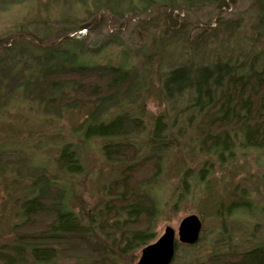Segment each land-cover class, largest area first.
<instances>
[{
	"label": "trees",
	"instance_id": "trees-1",
	"mask_svg": "<svg viewBox=\"0 0 264 264\" xmlns=\"http://www.w3.org/2000/svg\"><path fill=\"white\" fill-rule=\"evenodd\" d=\"M229 1L236 3V0H60L72 10L50 23L49 29L55 28L53 37H49L50 31L44 37L27 33L32 39L45 42H28L23 35H17L10 47L0 46V105L10 99L15 103L28 100L37 104L45 116L54 114L55 118L64 112L84 110L85 117L75 125L81 141L103 140L101 154L106 160L121 164L117 177L105 188L106 198L97 212L99 220L88 211L72 208L69 201L72 190L58 175L47 176L43 170H32L33 194L18 201L21 220L11 228L16 234L13 241L0 245V264H58L61 257L75 259L72 264H121L120 260L156 240L155 227L162 211L157 197L145 190L144 185L158 181L164 167L163 153L175 146L177 140L166 141L164 133L170 126L166 116L159 115L152 121L148 149L140 154L132 134L145 128L142 118L124 109L112 117H103L112 109L140 98L147 75L159 77L160 96L172 102L177 112H181V101L187 104L182 112L194 111L188 116V126L195 130L193 138L199 152H210L218 163L233 159L237 150H253L264 162V51L255 50L259 39H264V0H252L247 16L240 13L236 18L226 19L218 14L215 25H210L213 15ZM105 15L113 19V25L120 26L124 25L126 15L138 18L147 39L133 54L143 57L144 69L131 65L133 54L127 48L122 50L119 64L97 61L95 57L104 47L119 43L117 33L110 34L101 47L86 46L95 26H105ZM203 18H207L210 27L202 28L200 38L192 41L190 31L200 29ZM221 36L236 37L239 43L203 66H197L193 60H170L164 67L162 60L168 56L169 39L204 50L202 44L210 37L223 42ZM241 41L251 42L250 49L243 52V61L239 59ZM238 47L240 51L234 57ZM202 54L200 59L205 58ZM79 146L67 141L55 158L61 175L70 179L85 171ZM4 150H0V175L10 164ZM213 166L214 162L206 160L198 171V179L206 182ZM190 177L188 169L181 179L186 192H191ZM77 199L80 201L78 194ZM223 205L211 211L225 217L226 213L251 207L244 202ZM191 247L177 243L171 264ZM209 258L207 264L218 260L223 264H264V243L226 254L224 261L216 255Z\"/></svg>",
	"mask_w": 264,
	"mask_h": 264
},
{
	"label": "rangeland",
	"instance_id": "rangeland-1",
	"mask_svg": "<svg viewBox=\"0 0 264 264\" xmlns=\"http://www.w3.org/2000/svg\"><path fill=\"white\" fill-rule=\"evenodd\" d=\"M251 1L236 0L235 4L229 1L228 5L213 15L210 25H215L218 14H222L226 19L236 18L240 13L249 15ZM65 7H67L65 3L60 0L59 2L0 0V46L10 47L17 35H23L28 42L33 40L37 44L44 43L45 40L32 39V35L27 33L44 37L47 31H50L49 37H53L52 31L55 28L49 29L50 23H54L62 14L72 10ZM203 13L207 11L203 10ZM105 16V26H95L88 35L86 46L89 49L101 47L110 34L117 33L119 43L104 47L95 58L101 63L119 64L122 50L127 48L133 54L146 42L147 35L139 27L138 18L126 15L123 20L124 25L120 26L113 25V19ZM182 16L181 14L180 17ZM206 20L207 18H203L199 23L200 29L195 28L190 31L192 41L200 38L201 31H204L201 30L202 28L210 27L206 24ZM227 37L221 36L223 42L210 37L202 44L204 50L192 48L193 46L181 41L172 43L169 39L168 56L162 60L164 67L167 68V62L170 60L173 62L193 60L197 66H203L215 55L221 57L224 53H228L226 50H232L239 43L236 37ZM250 45V41L241 45L243 47H240V61H243V52L250 49ZM217 48L218 50H214ZM255 50L264 51V39H259ZM239 51L238 47L233 56L236 57ZM202 52L205 58L200 59L203 56ZM142 58L134 53L131 65H135L139 70L144 69L145 62ZM143 81L145 85L140 88V98L135 102H127L118 109H112L103 117H112L124 109L142 118L145 128L132 134L133 141L142 154L148 149L147 140L153 129L152 121L159 115L166 116L165 119L170 127L164 133V138L168 137L167 142L177 140V143L163 153L164 167L158 181L144 185V189L153 193L160 202L162 212L155 227L157 238L164 232L166 226H172L177 230L181 219L189 214H197L202 220L198 242L192 244L190 251H183L175 264L209 263L210 255H216L224 261L226 254L242 252L256 244L264 243L263 157L253 150L240 149L233 159L217 163L212 159L213 155L210 152H199L193 138L195 130L188 126L190 124L188 116L194 111L189 109L182 112L187 104L181 101V112H177L172 102L164 100L160 96L158 76L147 75L146 80ZM36 105L29 103L28 100L15 103L13 99L8 100L3 106L0 105V150L5 149L4 155L10 160V164L0 175V245L11 243L16 237L11 228L21 220L18 201L33 194L32 173H30L32 170L35 172L43 170V174L47 176L58 175L67 185L68 190H72V194L68 193L72 208L76 211H88L99 220L97 212L102 199L106 198L105 188L111 179L117 177L121 168L119 162L108 161L101 154L100 147L103 140L92 139L86 142L79 138L75 125L85 117L84 110L64 112L60 118H55L54 114L45 116ZM180 129L183 131L178 133ZM67 141L80 145L78 150L85 166L84 173L73 179L61 175L55 164V158ZM206 160L214 162V166L204 182L198 179V171ZM188 169L191 173L188 190L191 189V192H186L181 183L182 176ZM77 194L80 196V201L77 199ZM243 202L250 203L251 207L243 208L239 212L235 211L233 214L226 213L225 217L214 213L217 206L221 207L224 204L223 206L229 207ZM141 249L120 260L121 264H136ZM219 261L214 264H223ZM57 263L72 264L75 263V259L61 257Z\"/></svg>",
	"mask_w": 264,
	"mask_h": 264
},
{
	"label": "water",
	"instance_id": "water-1",
	"mask_svg": "<svg viewBox=\"0 0 264 264\" xmlns=\"http://www.w3.org/2000/svg\"><path fill=\"white\" fill-rule=\"evenodd\" d=\"M202 230V220L197 214H189L181 219L178 229L166 226L164 232L152 243L141 249L136 264H171L177 243L195 244ZM195 264H207L197 262Z\"/></svg>",
	"mask_w": 264,
	"mask_h": 264
}]
</instances>
